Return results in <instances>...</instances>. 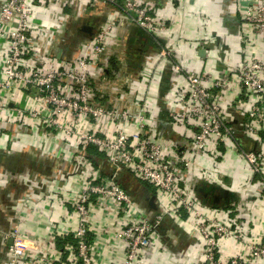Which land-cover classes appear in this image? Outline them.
<instances>
[{
	"label": "built area",
	"instance_id": "1",
	"mask_svg": "<svg viewBox=\"0 0 264 264\" xmlns=\"http://www.w3.org/2000/svg\"><path fill=\"white\" fill-rule=\"evenodd\" d=\"M63 2L74 3L81 12L97 5L109 6L114 12L99 21L75 57L59 60L49 56L52 39L44 36L63 24L49 25L39 15ZM242 19L263 36L264 44V0H248ZM121 20L152 33L165 26L143 0H0V121L14 111L18 120H33L45 134L74 135L80 146L78 155L85 157L92 147L102 153L108 169L102 174L87 160L92 170L79 195L69 200L76 229L59 231L54 226L48 232L46 242L56 252L25 236L14 224L2 236L5 250L0 264H143L160 244L159 229L169 219L176 229L189 226L192 243L202 249L203 260L197 264H247L264 258V236L250 238L244 233L241 222L230 217V199L222 197L213 206L208 195L197 190L207 184L228 190L226 174L218 166L224 150L231 149L244 160L252 179H257L264 198V66H251L243 58L236 66H225L214 74L188 69L175 60L168 69L182 80H173L167 103L150 94L149 84L160 77L155 71L141 73L144 80L131 88L135 97L130 104L102 103L92 93L94 73ZM246 36L241 34L239 40ZM171 55L170 48L162 47L155 60ZM13 84L44 106H17L7 94ZM137 90L145 95H136ZM152 100H156L154 108ZM163 111L165 116L160 119ZM62 114L85 120L89 130L66 123L60 119ZM241 138L248 143L243 144ZM11 143L18 146L19 142L11 139ZM124 173L143 183L144 198L149 197L145 187L155 195L156 210H147L143 199L125 187L119 180ZM211 194L212 201L219 195L217 191ZM103 210L117 220V230L107 243L113 256L121 242L122 261L105 257L104 243L95 235L97 227L108 232L96 218ZM227 237L247 239V250L226 254L222 242Z\"/></svg>",
	"mask_w": 264,
	"mask_h": 264
},
{
	"label": "crops",
	"instance_id": "2",
	"mask_svg": "<svg viewBox=\"0 0 264 264\" xmlns=\"http://www.w3.org/2000/svg\"><path fill=\"white\" fill-rule=\"evenodd\" d=\"M143 1L157 18L165 21V26L159 33H152L127 20L116 22L114 34L94 73L92 93L97 101L118 106L130 104L135 97L131 88L138 87L144 80L141 73L155 71L160 77H154L153 83L149 84L150 94L157 99L160 96L167 103L173 80H182L177 72L168 69L171 61L180 60L188 69L209 70L216 74L225 66L237 64L243 55L253 49L251 45L264 51L263 36L252 31L249 23L242 19L248 0ZM110 9L109 6L97 5L81 12L74 3L63 2L46 13L41 12L39 18L45 16L49 25L63 24L62 28L53 32L46 31L44 37L51 36L52 39L49 56L59 60L75 57L80 43L96 32L99 21L112 15L114 11ZM241 34H247L242 41L239 40ZM162 47L170 48L172 55L158 62L155 56ZM104 68L107 70L104 71ZM7 94L23 108L44 106L36 101L34 95L26 94L16 84ZM136 95L142 97L145 94L137 90ZM152 101L154 108L156 100ZM15 115L14 111L10 112L5 120L0 121V256L5 250L2 236L14 224L40 245H50L54 253L57 251L55 247L46 242L48 232L54 226H58L59 231L76 229V216L69 200L79 195L86 175L92 170L91 164L102 174L108 169L104 167L102 153L96 149L97 152H93L87 148L85 157L78 155L80 146L76 136L58 132L45 134L33 125V120L25 123ZM164 116L163 111L160 119ZM60 119L73 126L78 124L77 128L81 131L89 130L85 120H78L70 114H62ZM162 124L164 126L160 127L164 130L165 124ZM11 139L17 140L18 146L13 145ZM242 142L245 145L248 143L245 139ZM223 158L218 170L226 174L224 183L232 194L230 217L241 222L244 233L250 238L264 236V198L259 193L257 179H252L246 163L233 150H224ZM119 180L138 199H143L141 203L147 210L151 209L144 198L143 183L129 173L122 174ZM206 187L213 193L217 191V187L211 184ZM212 196L208 194V202L215 206ZM96 218L108 230L104 233L100 227L96 229L95 235L98 237L99 234V240L104 243L103 247L98 243L103 255L122 261L121 242L119 249L113 250V256L107 243L112 232L117 230V220L104 210L98 211ZM188 229V225L176 229L172 220H165L159 229L160 244L147 254L143 264H197L203 260L202 249L192 243ZM247 242V239L241 242L227 237L222 242V248L230 255L246 251ZM255 264H264V258H258Z\"/></svg>",
	"mask_w": 264,
	"mask_h": 264
},
{
	"label": "water",
	"instance_id": "3",
	"mask_svg": "<svg viewBox=\"0 0 264 264\" xmlns=\"http://www.w3.org/2000/svg\"><path fill=\"white\" fill-rule=\"evenodd\" d=\"M90 28V27H89ZM89 28L88 29L89 32H91V30ZM214 189L216 187H213ZM146 193L149 194V197L147 198V206L151 209H156V203H155V195L150 193V190L145 187L144 188ZM198 192L201 193L204 196H207L209 193H211L212 191H208L207 187L205 185H203L202 187L197 188ZM217 192L219 195H214V203L217 204L219 202V200L223 197L225 200H229L232 197V194L230 191L228 190H223V189H218L217 188ZM9 242H11V240H9Z\"/></svg>",
	"mask_w": 264,
	"mask_h": 264
},
{
	"label": "rangeland",
	"instance_id": "4",
	"mask_svg": "<svg viewBox=\"0 0 264 264\" xmlns=\"http://www.w3.org/2000/svg\"><path fill=\"white\" fill-rule=\"evenodd\" d=\"M250 26V24H249ZM254 32H256L255 30H252ZM256 33H259V32H256ZM264 45V44H263ZM251 47L256 51H248L245 55L242 56L241 60L244 58V61L247 62L248 64H252L251 66H264V51L261 52L260 50H258L257 48H255L256 46L255 45H251ZM239 59L238 63L241 61ZM237 63V64H238ZM237 64H235L234 66H236ZM236 141L239 142V136H236ZM237 222H240V221H237ZM241 227H242V224H241ZM238 241H241V242H244L245 239L241 238V239H237ZM234 254H236L235 252L231 254V256H234ZM258 259V258H257ZM257 259H254V261H248L247 264H255L256 260Z\"/></svg>",
	"mask_w": 264,
	"mask_h": 264
},
{
	"label": "trees",
	"instance_id": "5",
	"mask_svg": "<svg viewBox=\"0 0 264 264\" xmlns=\"http://www.w3.org/2000/svg\"><path fill=\"white\" fill-rule=\"evenodd\" d=\"M240 141H242V138L240 139ZM89 150L93 151V152H97L94 148L90 147Z\"/></svg>",
	"mask_w": 264,
	"mask_h": 264
}]
</instances>
